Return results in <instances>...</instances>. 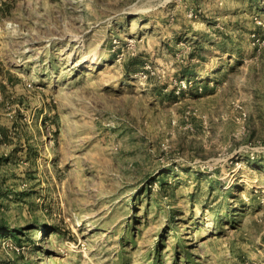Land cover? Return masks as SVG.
Here are the masks:
<instances>
[{
  "label": "rangeland",
  "instance_id": "1",
  "mask_svg": "<svg viewBox=\"0 0 264 264\" xmlns=\"http://www.w3.org/2000/svg\"><path fill=\"white\" fill-rule=\"evenodd\" d=\"M0 264H264V0H0Z\"/></svg>",
  "mask_w": 264,
  "mask_h": 264
},
{
  "label": "trees",
  "instance_id": "2",
  "mask_svg": "<svg viewBox=\"0 0 264 264\" xmlns=\"http://www.w3.org/2000/svg\"><path fill=\"white\" fill-rule=\"evenodd\" d=\"M8 231H11V230L8 229ZM12 233H14V232H10V234H12ZM13 235H15V234H13ZM15 237H18V236L15 235Z\"/></svg>",
  "mask_w": 264,
  "mask_h": 264
},
{
  "label": "bare ground",
  "instance_id": "3",
  "mask_svg": "<svg viewBox=\"0 0 264 264\" xmlns=\"http://www.w3.org/2000/svg\"><path fill=\"white\" fill-rule=\"evenodd\" d=\"M93 59V58H92Z\"/></svg>",
  "mask_w": 264,
  "mask_h": 264
}]
</instances>
